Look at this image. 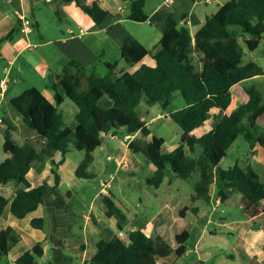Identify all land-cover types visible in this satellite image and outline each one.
<instances>
[{
  "label": "trees",
  "instance_id": "trees-1",
  "mask_svg": "<svg viewBox=\"0 0 264 264\" xmlns=\"http://www.w3.org/2000/svg\"><path fill=\"white\" fill-rule=\"evenodd\" d=\"M130 2L129 19L136 23L147 22L146 0H122ZM75 2L96 24L101 25L107 11L97 2L81 5L77 0H62L63 4ZM13 32L6 35L8 40ZM264 38V0H231L221 5L217 12L208 17L194 34L185 22L180 25L169 16L161 26L160 49L153 55L155 67L143 64L131 76V81L123 77L117 64H107L108 74L98 77L94 73L87 76L88 87L81 89L80 79L70 74L74 62L63 69V81L68 89V98L76 107L77 126L71 129L64 120L59 106L62 96L55 86V104L51 103L37 88H30L11 99L12 107L20 114L21 121L40 137L37 145L21 144L15 139V128L6 124L3 131V147L9 157L0 162V186L15 182L23 187L16 193L11 203V213L18 219L26 218L44 203L45 196L54 192L59 205L67 199L56 193L60 184L58 168L65 162L71 146L84 152L76 176L91 179L89 172L93 164V153L103 144L107 134L125 136L139 134L128 143L134 154L144 156L152 163L156 173L147 183L158 189L164 180L173 176L191 185L193 203L209 204L214 187L215 199L221 203L232 202L242 206L246 188L253 183L256 193L251 206L264 200V182L246 160L243 166L236 163L229 169L220 166L228 150L240 139L250 149L264 150V88L252 82L245 90L246 100L230 114H225L200 137L194 132L212 118V111L226 112L234 99L232 89L238 84L264 75V67L255 61H244L245 49L256 51ZM152 55V50L139 41L128 37L121 46L122 60L134 66ZM179 92L185 106L170 111V119L182 129L180 144L170 152H163V139L150 141L151 132L142 119L140 106L161 105L164 111L170 109L174 93ZM62 158L54 159L56 154ZM50 161L54 185L43 182L32 187L27 175L32 165ZM70 193L67 194V198ZM107 208L106 215H118L125 219L122 210L109 196H103ZM196 213L193 209H190ZM45 221L36 218L31 221L35 229H43ZM182 237L177 235L178 243ZM5 244L0 240L1 255L7 254L21 237L8 227L4 233ZM184 245L177 249L157 236L151 238L143 231L129 234L128 241L117 237L112 241L97 243L96 255L84 264H158V258L185 254ZM44 254L38 243L26 251L15 264H37Z\"/></svg>",
  "mask_w": 264,
  "mask_h": 264
},
{
  "label": "crops",
  "instance_id": "crops-1",
  "mask_svg": "<svg viewBox=\"0 0 264 264\" xmlns=\"http://www.w3.org/2000/svg\"><path fill=\"white\" fill-rule=\"evenodd\" d=\"M61 1L0 0V81H8L5 97L0 98V118L3 122L0 124V151H2L0 162L10 156L3 147V131L6 124H11L15 128V139L21 144L31 143L36 146L41 140L35 131L22 123L20 114L10 103L12 98L35 87L51 103L55 104L53 89L55 86L64 103L68 98V89L64 84L62 72L71 62H74V65L70 68V74L79 78L81 86L84 84L86 89L88 87L86 77L92 73L98 77L106 76L109 71L107 64H117L119 71H124V79L130 82L133 73L143 64L155 67L156 62L153 55L160 49L161 26L169 16H172L180 25L186 22L191 33L194 34L204 25L208 17L217 12L221 5L231 0H211L209 3H206V0H146L145 12L149 18L145 23H136L129 19V1L77 0L81 5H91L97 2L107 11L108 14L99 27L75 2L63 4ZM25 25H28L30 29L24 31ZM81 30H83V34H81ZM10 32H13V36L4 41L3 38ZM128 37L152 50V55L146 56L137 65L128 66L121 57V46ZM262 58L264 61V55ZM261 66L264 67V65ZM99 69H101V73ZM30 71L34 75H28L27 73ZM257 78L259 77L254 79ZM27 82L30 85L21 87L22 83ZM239 85L241 83L235 87ZM233 104H236L235 99L228 110L223 112V115L230 114L235 110ZM145 122L148 126V122L146 120ZM76 126L75 120V124L69 127L75 129ZM203 127L197 129L194 134L200 137L212 129L198 134ZM111 136L113 139L122 138L128 152H131L128 149V143L140 137L139 134L133 135L126 142V135L124 136L122 132L116 136L111 134ZM254 152L251 162L258 164L259 168L250 163L260 180L264 182V150L256 148ZM56 156L57 154L54 157L55 160H57ZM114 161L119 168H114L113 174H116L119 169L132 173L143 169L128 168L124 157L116 158ZM35 167L36 164H33L27 175L31 186L42 185L46 172H50L52 176L47 183L53 186L54 176L51 164L44 163L40 168ZM148 169L152 174L149 178H152L157 169ZM76 170L77 168L75 177L78 179ZM89 172L96 176L90 169ZM58 173L60 184L56 188V193L61 198L67 199L66 204L59 205L54 192H50L45 196L44 203L24 219H18L11 213L12 200L23 186L15 182L0 186V240L2 244H5L4 233L8 227L14 229L21 237V241L5 254L12 256V264H15L16 259L38 243L44 249V254L40 259L47 264H84L96 255L99 241H112L118 237L120 231L124 233L121 239L128 241L129 234L136 230L143 231L151 238L157 236L164 238L174 250L181 245L185 246V254L178 256L173 253L170 257L158 258V264H181V260L191 254L187 245L188 240L191 239H193L194 250L197 253L196 263L205 264L206 250L208 247H213L209 244V236H220V244L224 247H219V250L229 252L219 264H264V200L256 206H251L256 193L252 184L248 186L250 189L249 198L245 194L242 206L237 209L241 211V216L234 219H226L223 216L215 217V213L223 203L213 197L215 195L214 187L211 190L212 200L209 204L193 203L192 193L188 194L187 200L184 202L174 196L172 186L175 178L173 176L166 178L155 192H150L146 206L149 207L153 202H157L161 208L151 218L145 217L137 210L142 207V199H140V204L136 203L132 207L129 200L125 202L116 200L113 193L107 191L106 196L112 198L118 208L123 211L125 219H122L118 215L112 217L106 215L107 208L103 203V195H101V182H99L100 190L90 203H85L81 209L74 208L70 205V200L74 197L72 190L67 189L65 193L61 190L64 185L69 188L67 181L72 183V180L68 177L65 168H58ZM113 174L111 181L114 178ZM164 185L167 187L162 193L160 191ZM68 193H70L69 198H67ZM247 199L248 202L245 201ZM130 207L133 212H130ZM36 218L44 219L43 229L32 227L31 221ZM200 220H202V224H200ZM78 221L83 223V234L80 240L72 237L73 228ZM214 225L220 231L213 230L211 226ZM89 232L93 233L91 240ZM182 234H186L185 238L181 243H178L176 236L182 237ZM93 245H95V250L91 249ZM209 255L212 257L211 252Z\"/></svg>",
  "mask_w": 264,
  "mask_h": 264
},
{
  "label": "rangeland",
  "instance_id": "rangeland-1",
  "mask_svg": "<svg viewBox=\"0 0 264 264\" xmlns=\"http://www.w3.org/2000/svg\"><path fill=\"white\" fill-rule=\"evenodd\" d=\"M263 53L264 38L260 44V47L253 53L245 49L244 61L247 62L252 60L261 65H264V61L262 58L264 55ZM99 72L101 73V69H99ZM27 74L34 75L31 71ZM252 82H258L261 87L264 88V75L260 76L257 79L244 81L241 83V85L233 89L234 99L236 103L233 104V108L235 107L234 109L238 107L236 105H239L242 101L246 99L245 90ZM27 85L30 84L28 82L22 83L21 87H26ZM81 89H86L84 87V84L81 86ZM184 106V99L179 92L174 93L172 105L167 111H164L161 105L159 104L153 107H148L142 103V105L140 106L139 110L142 113L144 121L146 120L148 122V127L151 132L149 138L147 139L150 141H158L159 139H163L164 143L160 145L161 150L163 152H170L180 144V136L182 134V129L170 119L169 112L176 111L178 109L183 108ZM59 110L63 114L64 120L68 124V126H72L73 124H75V114L77 109L74 103L69 98L65 99V102L60 106ZM222 115V111H213L212 118L198 132V134H201L202 132L211 129L222 117ZM1 152L2 151H0V159L2 156ZM249 153V145L243 139H240L228 150L227 155L220 163V166L223 169H229L233 167L236 163H238L240 166H243L247 159H249V162H251L252 158L254 157L255 152L250 155ZM108 156H111V161H108ZM93 157L94 161L92 166L90 167V171L95 173L96 176L91 179H77L75 177V169L78 168L80 162L84 158V152L77 151L72 146L65 157L64 164L60 166V168H65L68 177L72 180V183L67 181V186L69 188H67L65 185L61 188L63 193H65L67 189H71L74 193V197L70 200V205H72L74 208L81 209L84 207L85 203H90L91 199L95 197V195L100 190L99 182L103 180L104 182L110 181V188L112 189H109L108 191H111L113 193L114 197L117 198L116 200H121L123 202L129 200L132 207H134L136 203L140 204V199H142V207L137 210L141 212V214H144L145 217L151 218L160 211V204H158L157 202H153L152 205L149 207L146 206V203L149 201L150 192H155L156 190V188L150 186L147 183L148 178L152 175L150 174V170L148 168H155V166L152 163L147 162L144 156L128 152L122 138L113 139L111 134L104 136L102 146L96 149L93 154ZM121 157H124V159H126L128 168L143 169L138 170V172L136 173L127 172L119 169L116 171V174H113L114 168H119L117 167V163L114 160L116 158ZM61 158L62 156L60 154H57L56 161H59ZM44 163L51 164L50 161L35 163V168H40V166H43ZM251 163H253L256 168H259L258 164H255L254 162ZM112 174L114 175L113 181L110 180ZM51 178L52 176L50 172H46L43 176V180H45V182H49ZM251 184L253 185V183ZM166 187L167 185H164L160 192L163 193ZM172 190L173 195L182 199L183 202L187 200L189 193H193L191 185L179 178H175ZM249 194L250 189L246 188V195L248 198ZM245 201L248 202V199ZM132 207H130V212H133ZM237 209H239V207L235 206L232 202H227L220 205L217 212L215 213V211H213V213H215V217L223 216L226 219H234L241 216V211ZM223 211L225 213H222ZM200 221V224H202V220ZM82 227L83 223L81 221H78L76 226L73 228L74 233L72 237L74 239H82ZM211 227L213 228V230L217 229L218 231H220L219 228L215 225ZM89 235L91 240L93 237V233L89 232ZM220 240V236L208 237L209 244L213 247H208L206 250L207 254L205 257V264H219L225 258L226 253H229L219 250V247H224L221 246ZM187 245L191 251V254L189 256H186L185 259L181 260V264H197V253L194 250L193 239L188 240ZM91 249L95 250V245L91 246ZM210 252L212 253V257L211 255H209ZM12 261V256L10 257L9 255H1L0 253V264H12ZM37 264L47 263L41 259H38Z\"/></svg>",
  "mask_w": 264,
  "mask_h": 264
},
{
  "label": "built area",
  "instance_id": "built-area-1",
  "mask_svg": "<svg viewBox=\"0 0 264 264\" xmlns=\"http://www.w3.org/2000/svg\"><path fill=\"white\" fill-rule=\"evenodd\" d=\"M210 1L211 0H206V3H209ZM29 29L30 28L28 27V25H25L23 27L24 31H27ZM81 34H83V30H81ZM7 89H8V81L7 80L0 81V98H4L5 97V93H6ZM2 123H3L2 119L0 118V124H2ZM130 138H131L130 135L126 136L125 137V141L127 142L128 140H130ZM107 159H108V161L112 160L111 156H108ZM101 186H102L101 195L106 196L107 195V191L110 188V181H107V182L101 181ZM123 236H124V233L122 231H120L119 234H118V237L119 238H123Z\"/></svg>",
  "mask_w": 264,
  "mask_h": 264
}]
</instances>
